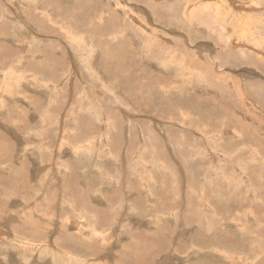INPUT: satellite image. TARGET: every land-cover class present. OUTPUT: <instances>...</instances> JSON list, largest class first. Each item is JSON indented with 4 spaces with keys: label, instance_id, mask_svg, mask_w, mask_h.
<instances>
[{
    "label": "rangeland",
    "instance_id": "obj_1",
    "mask_svg": "<svg viewBox=\"0 0 264 264\" xmlns=\"http://www.w3.org/2000/svg\"><path fill=\"white\" fill-rule=\"evenodd\" d=\"M0 264H264V0H0Z\"/></svg>",
    "mask_w": 264,
    "mask_h": 264
},
{
    "label": "bare ground",
    "instance_id": "obj_2",
    "mask_svg": "<svg viewBox=\"0 0 264 264\" xmlns=\"http://www.w3.org/2000/svg\"><path fill=\"white\" fill-rule=\"evenodd\" d=\"M218 1H221V0H218ZM255 2V1H254ZM218 3V2H217ZM222 3V2H221ZM230 5V4H229ZM231 10V9H230ZM233 10V9H232ZM222 13V12H221ZM236 13V12H235ZM234 14V13H233ZM238 14V13H237ZM236 14V15H237ZM240 14V13H239ZM235 15V14H234ZM244 16L245 14H241V16ZM251 15V14H250ZM244 17H247V15L246 16H244ZM239 18V17H238ZM249 18V17H248ZM247 18V19H248ZM236 19V18H235ZM240 19V18H239ZM237 20V19H236ZM243 20V19H242ZM239 21V20H238ZM241 21V20H240ZM236 22V21H235ZM234 22V23H235ZM242 22V21H241ZM244 22V21H243ZM248 23V22H247ZM245 25H246V23H244ZM255 25V24H254ZM250 26V25H249ZM245 27V26H244ZM254 49V48H253ZM7 234V233H6ZM4 235V234H3ZM15 236V235H14ZM14 236H13V238H14ZM17 236V235H16ZM7 237V236H6ZM15 239V238H14ZM2 240H3V238H2ZM13 243V242H12ZM6 244V243H5ZM16 244V243H15ZM31 244V243H30ZM18 245V244H17ZM19 247L18 248H20V245H18ZM22 246V245H21ZM44 246V245H43ZM14 247H15V249H13L12 251H14V250H16L17 251V249H16V246L14 245ZM31 247H33V246H30V248ZM47 247V248H46ZM11 248V247H10ZM13 248V247H12ZM50 246H45V250H44V252H43V254H44V256H48V257H50L51 259H55V257H56V254L55 253H53L50 249ZM20 250H21V248H20ZM26 252L27 251H29L28 249H24ZM21 251H23V249L21 250ZM33 251V250H32ZM55 251V250H54ZM62 254V253H61ZM35 256V255H34ZM46 258V257H45ZM80 263V262H79Z\"/></svg>",
    "mask_w": 264,
    "mask_h": 264
}]
</instances>
